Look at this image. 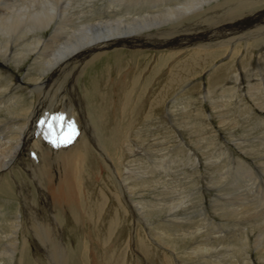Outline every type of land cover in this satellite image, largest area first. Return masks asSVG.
Listing matches in <instances>:
<instances>
[{
    "label": "bare ground",
    "instance_id": "6f19581e",
    "mask_svg": "<svg viewBox=\"0 0 264 264\" xmlns=\"http://www.w3.org/2000/svg\"><path fill=\"white\" fill-rule=\"evenodd\" d=\"M263 6L264 0H0V192L5 187H10L8 180H12L23 198V208L18 216L7 214L4 207L0 206V256L13 262L17 259L15 255L20 250V245L26 249L32 240L30 236L33 235L36 242L42 245L50 264H68L71 257L68 240H65L68 228L64 220L67 218L73 219L71 229L74 232L78 229L85 231L103 228L104 233L98 234L96 239L93 237L95 234L92 235L89 230L91 232L85 234V244L93 246L111 242L115 233L112 234L113 221L108 220L113 216H122L124 211L117 205L109 209L108 216H105L104 206L108 200L102 191L97 190L105 173L110 172L117 178L120 194L130 205L129 196L133 194L128 187L130 176L121 173V168L117 169L116 166L121 164L124 171H129L127 162L134 156L130 148L134 135L132 136L133 130L126 118L131 110V100L135 99L139 87L141 90L138 92L137 104L139 109L146 112V83L140 85L144 80L140 71L130 86V82L126 83L129 70L125 72V69L119 71V82L112 80L115 76H112L113 73L106 72L97 74L88 84L82 85L81 80L91 67L99 65L102 61L100 59L117 46L170 47L181 51L191 50L193 47V53L188 54L184 61L172 64L171 76L167 79L164 90L163 82L156 84L158 91L154 93L156 96L150 104L151 112L145 113L147 117L144 116L141 120L142 125L143 121L147 123L148 118H157L155 115L158 107L155 105L162 100L164 93L175 88L174 83L179 84L189 77L198 76L212 58H216L217 52L212 54L215 56H207L208 51L231 46L234 54L237 48L241 49L243 42L247 48L252 45L260 48L264 46ZM113 49L112 52L117 50ZM248 67L242 68L243 74L233 69L231 79H247L253 73ZM259 68L260 65L256 68L257 72L261 73ZM221 72L223 71L216 74L220 76ZM251 77L255 79V75ZM258 77L255 79L257 86L249 83L247 95L250 94L252 98L256 93L258 101L263 102L264 95L259 88L263 82ZM222 78H214L210 82L221 85L224 82L217 80ZM233 89L230 92L228 90V93H232L234 97L239 96V103H242L245 98L244 94L240 95L242 90ZM229 95L227 97L223 92L221 97L233 98ZM114 96L119 97V107L116 103L113 104ZM37 98L39 101L36 105ZM206 99L210 100L209 97ZM44 100L47 102L44 103ZM58 102L60 104L56 105L57 109L75 107L80 116L81 129L76 124L78 116L74 114V124L77 127L75 139L60 147L48 140L50 144L42 143L43 146L39 148L37 160L28 162V143L32 141L35 128L38 127L34 122L41 121V118L32 121L31 116L38 110L42 113L46 104L54 103L53 108ZM212 103L213 109L221 107L217 101L216 104L214 101ZM69 110V113L73 112L72 108ZM120 123L124 125L123 132ZM159 125L156 123L153 126L157 140L152 146L157 153L151 151L156 166L161 149L160 144L156 143L160 140ZM91 143L100 152L104 165L93 163L94 151L90 158ZM17 167L22 168L30 179L15 175ZM32 187L38 190L35 196ZM130 209L136 222L145 225L143 217H140L145 214L144 205H138L139 217L132 205ZM145 249L149 251L147 247ZM134 250L137 252L135 247ZM95 253L96 251L93 255L94 264H99V260H95ZM121 256L127 255L122 252ZM121 256L118 255L117 259H121ZM125 259L127 260L126 257ZM111 261L110 259V264ZM19 262L22 263V259ZM120 262L122 264L121 260L119 264Z\"/></svg>",
    "mask_w": 264,
    "mask_h": 264
},
{
    "label": "rangeland",
    "instance_id": "374dc122",
    "mask_svg": "<svg viewBox=\"0 0 264 264\" xmlns=\"http://www.w3.org/2000/svg\"><path fill=\"white\" fill-rule=\"evenodd\" d=\"M251 42L253 43V41ZM263 47L262 45L261 49L259 46L252 45L247 48L243 42L241 49L237 48L234 54H232L233 47L231 46L208 51L207 56L218 54L202 70L204 72L198 73V76H192L193 78L189 77L179 84L174 83L173 87L175 86V88L169 93H164L162 100L155 105L158 107L155 115L157 118H148L147 123H143L146 122L143 121L142 125L140 123L145 113L151 112L149 111L150 104H152L153 97L156 96L154 93L158 91L156 84L163 82L164 90L166 81L171 76L172 64L181 62L179 60L184 61L183 59L188 54L193 53V47L190 48L191 50L181 51V49H171L170 47L142 48L141 50L117 46L113 47L117 48L116 51L112 52L114 49L111 48V53L109 51L107 56L100 59L102 61L99 65L95 68L93 66L87 71L81 80L82 85L88 84L97 74L101 75L106 72L113 73L112 76H115L112 80L119 82V71L126 69L125 72L129 70L126 83L130 82V86L142 71L144 80L140 85L146 83V112L139 109L140 106L137 104L139 101L138 92L141 90L139 87L137 92L134 91V93L136 92L135 99L131 100L129 108L131 110L126 118L127 124L131 127L128 126L133 130L132 136H134L133 142L130 141V148H132L134 156L130 157L127 162L129 171H124L121 164H117L116 168H121L119 169L121 173L130 176L128 187L133 191V194L129 196L130 205L136 209L138 217L140 215L138 205L140 203L144 205L145 214L140 217H143L146 224L142 225L136 222L133 213L130 212V205L120 194L117 178L110 172L105 173L100 186L93 183V185H98L97 190L102 191L108 200L104 206L105 216H108L109 209L115 208L117 205L125 214L119 215L118 218L113 216L108 220L113 221L114 231L112 234H116V236L115 234L112 236L113 241L110 240L109 245L101 243L92 246L84 243L87 232L89 234L92 231L91 233L95 234L93 237L96 239L98 234L104 233L102 232L103 228L99 230L85 229V231L78 229L74 232L71 229L73 219L64 220L65 226L68 228L65 240H68L67 246L71 257L68 264H94L95 251L97 253H95V260H99V264H110V259L112 260L111 264H119L120 260L122 264H180V262L181 264H205L206 262L208 264H264V101H258L256 93L252 98L249 96L250 94L247 95L249 83L251 82L252 86L256 85V76H259L258 79L263 82L259 88L264 95ZM230 65H232L231 68H229ZM249 65L250 67H248ZM259 65L258 70L261 73L256 69ZM244 67L253 70L250 78L243 77L242 79L240 77L238 81L231 79L233 69L243 74L242 68ZM221 70L223 71L221 75H217L216 72ZM251 75H255V79ZM221 77L224 78V81L223 78L217 81L224 82L223 84L211 83L212 79ZM237 82L241 84L238 85ZM233 88H237V91L242 90L240 95H245L242 103H239V96L234 97L232 93H228V90L230 92V90H234ZM223 92L225 96L228 97L230 94L229 96L233 98L222 99ZM207 97L210 100H207ZM212 99L215 104L216 101L221 104V107L213 109ZM38 101L39 98H37L36 105ZM43 102L45 103L47 100ZM114 103L119 107V97L114 96ZM49 104L51 105V103L46 104L45 110L42 109V113L39 110L34 112L31 120L37 121L41 118V122L45 123L44 117L49 115L54 103L51 106ZM224 105H226L225 108ZM260 105L262 106L260 107ZM66 107L72 108L73 112L77 113L80 125V116L75 107ZM63 112L66 113L63 117L68 122L69 114L66 108ZM62 113L54 114L53 117ZM169 113H171L170 117ZM173 117L175 118L173 119ZM156 123L160 124L159 130H161L159 132L160 140L156 141L161 146L157 166L151 156L152 150H154L153 153H157L152 146L155 145V139L157 140L153 130ZM34 125L42 124L34 122ZM50 125L49 121L46 128ZM123 126L120 123L121 130ZM39 130L40 128H35L33 135L35 136ZM31 142L29 141L30 145L37 146ZM42 143L43 140L39 144L40 147L43 146ZM89 147L90 158L93 151L95 153L93 163L104 165L105 161L96 146L91 143ZM35 152V149L29 146L26 151L28 162L37 160ZM160 164L162 165L160 166ZM25 174L22 168L17 167L15 175L23 176L28 180L29 177L27 174L26 177ZM8 182L10 187L4 188L5 194H3L4 191L0 192V206L4 207L3 210L7 214L18 216L23 208V198L13 181L8 180ZM31 185L33 186L32 183ZM88 185L92 186V184ZM34 189L35 196L38 194V190ZM36 191L37 193H35ZM87 215L89 216V213ZM30 237L32 240L29 247L27 246L25 249L23 245H20V250L15 255L17 259L15 258L11 263L50 264L42 245L36 242L33 235ZM141 242H143V246H141ZM146 247L149 251L145 249ZM94 248L98 250H94ZM120 252L127 256H121ZM117 254L121 256V259H117ZM21 259L22 263L19 262ZM11 263L4 256H0V264Z\"/></svg>",
    "mask_w": 264,
    "mask_h": 264
},
{
    "label": "snow or ice",
    "instance_id": "6c2138e0",
    "mask_svg": "<svg viewBox=\"0 0 264 264\" xmlns=\"http://www.w3.org/2000/svg\"><path fill=\"white\" fill-rule=\"evenodd\" d=\"M51 119L52 124L49 126V136L52 138L50 142L57 147H60L62 144H70L77 135L74 124H68L67 120L62 115L52 117ZM41 123L44 124L43 121ZM57 127H59L58 132L54 131ZM65 128H67V132Z\"/></svg>",
    "mask_w": 264,
    "mask_h": 264
}]
</instances>
